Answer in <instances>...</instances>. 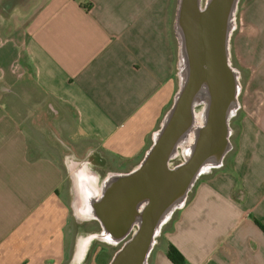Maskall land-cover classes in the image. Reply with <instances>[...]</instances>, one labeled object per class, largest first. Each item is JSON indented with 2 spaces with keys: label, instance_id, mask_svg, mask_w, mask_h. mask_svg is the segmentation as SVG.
<instances>
[{
  "label": "crops",
  "instance_id": "1",
  "mask_svg": "<svg viewBox=\"0 0 264 264\" xmlns=\"http://www.w3.org/2000/svg\"><path fill=\"white\" fill-rule=\"evenodd\" d=\"M29 5L23 26L0 11V264H75L69 169L86 160L101 182L141 161L178 87L176 0ZM238 11L249 77L231 158L163 232L185 264H264V0ZM149 264L173 263L165 250Z\"/></svg>",
  "mask_w": 264,
  "mask_h": 264
},
{
  "label": "water",
  "instance_id": "2",
  "mask_svg": "<svg viewBox=\"0 0 264 264\" xmlns=\"http://www.w3.org/2000/svg\"><path fill=\"white\" fill-rule=\"evenodd\" d=\"M239 3L176 0L178 87L131 174L136 191L122 201L114 179L108 178L112 185L101 191L88 161L69 169L75 216L98 220L101 227L85 237L83 248L78 245L77 256L83 259L99 240L117 247L106 264H149L163 226L185 205L196 181L223 165L232 148L230 120L240 107L242 88L231 58ZM122 202L128 209L118 210Z\"/></svg>",
  "mask_w": 264,
  "mask_h": 264
},
{
  "label": "rangeland",
  "instance_id": "3",
  "mask_svg": "<svg viewBox=\"0 0 264 264\" xmlns=\"http://www.w3.org/2000/svg\"><path fill=\"white\" fill-rule=\"evenodd\" d=\"M11 2L12 3L16 2L18 5L17 6H11L10 5ZM29 3H30V0H0V11L6 15L15 14L16 17H14V23L23 26L25 21H26V18H28L30 15V14H28L29 9H30ZM23 16H26V18L24 19ZM238 17H239V11L237 13V22L239 25V18ZM172 20H173V10H172ZM236 30H237V27H236ZM233 35H234V33H233ZM171 39H172V45H173V48H174V51L176 54V40H175V37L173 35L172 29H171ZM231 58H232L233 64L236 67H238L240 70V74H241L240 82L242 85L241 92L239 95L240 107L238 109L236 116L231 121L232 134H231L230 139H231V142L235 144V142L237 140V135H238V132L240 129L242 114H243V112H242V102L244 100L243 99V90L246 87L249 76H248V72L246 69H242L239 67L238 61L236 59V55L234 53V49L232 47V39H231ZM231 154H232V150L226 155L224 161L228 162L229 159L231 158ZM62 167L65 169V166H62ZM108 178L114 179V180L116 179L115 177L114 178L108 177ZM116 180H119L123 183L121 185V188L118 189V191H117L119 199L122 201L130 199L131 194L136 191V186L134 184V182H135L134 177H132L131 175H127V176H124L121 178H117ZM72 186H73V183H72ZM73 190H74V192H76V188L74 186H73ZM108 196H109V194H108ZM122 203L126 204L125 202H122ZM97 225L98 224L94 221H84L83 222V221H78L76 216L70 217L69 228L76 235L75 246H74L75 251L73 252V255H72L73 261H75V259H76V251H77L79 238H80L79 230L83 229V230L87 231V230H90L92 228H96ZM167 228H168V222L163 226L162 231L157 238L156 244H155V246H154V248L150 254V257H149V263H150V260L154 256H156V255L161 256V254L166 250V241H165V237L163 235V232ZM114 250H115V248L110 246V245H107L104 243H99V242L94 243L92 246L91 252L89 254L90 258L88 257L89 258L88 263L89 264H106L108 262V260L110 259L111 255L113 254Z\"/></svg>",
  "mask_w": 264,
  "mask_h": 264
},
{
  "label": "flooded vegetation",
  "instance_id": "4",
  "mask_svg": "<svg viewBox=\"0 0 264 264\" xmlns=\"http://www.w3.org/2000/svg\"><path fill=\"white\" fill-rule=\"evenodd\" d=\"M234 118V117H233ZM232 118V119H233ZM232 119L230 120V126H231V121H232ZM107 179H108V177H105V179H103L101 182H100V185H101V191L102 190H105V189H107V187L109 188L110 187V185H112V182H110L109 180H108V182H107ZM117 179V178H116ZM115 179V186H116V189L118 190V189H120L121 188V185L123 184L121 181H119V180H116ZM113 181V180H112ZM106 192H107V190H106ZM128 200V199H127ZM116 207H118V210H122V209H128V207H129V205L128 204H119L118 206H116ZM77 218V217H76ZM77 220L78 221H94V222H96L98 225H97V227L96 228H92V229H90V230H83V229H80L79 230V233H80V238H79V243H78V245L81 247V248H83V246H84V244L86 243L85 242V237L88 235V234H91V233H94V232H98V231H100V229H101V227H100V222L98 221V220H83V219H79V218H77ZM158 238V237H157ZM96 242H99V243H104V244H107V243H105V242H103V241H99V240H95L93 243H92V245H89L88 246V251L85 253V256L87 257V256H89V254H90V252H91V249H92V246H93V244L94 243H96ZM107 245H109V244H107ZM111 246V245H110ZM112 247H114L115 248V250H116V248L117 247H115V246H112ZM114 250V251H115ZM85 256L83 257V259H82V257H80V255L78 254V256H77V260H76V263L75 264H81L82 263V261L84 260V258H85Z\"/></svg>",
  "mask_w": 264,
  "mask_h": 264
},
{
  "label": "trees",
  "instance_id": "5",
  "mask_svg": "<svg viewBox=\"0 0 264 264\" xmlns=\"http://www.w3.org/2000/svg\"><path fill=\"white\" fill-rule=\"evenodd\" d=\"M166 255L173 264H185L183 255L171 244L167 246Z\"/></svg>",
  "mask_w": 264,
  "mask_h": 264
}]
</instances>
